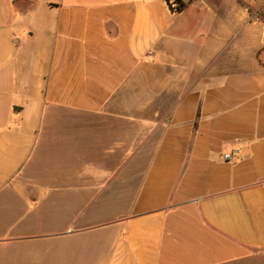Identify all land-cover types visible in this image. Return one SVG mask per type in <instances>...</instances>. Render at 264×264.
<instances>
[{
  "label": "crops",
  "instance_id": "obj_1",
  "mask_svg": "<svg viewBox=\"0 0 264 264\" xmlns=\"http://www.w3.org/2000/svg\"><path fill=\"white\" fill-rule=\"evenodd\" d=\"M176 1L0 0V264H264V0Z\"/></svg>",
  "mask_w": 264,
  "mask_h": 264
},
{
  "label": "rangeland",
  "instance_id": "obj_2",
  "mask_svg": "<svg viewBox=\"0 0 264 264\" xmlns=\"http://www.w3.org/2000/svg\"><path fill=\"white\" fill-rule=\"evenodd\" d=\"M174 101L175 100L173 99H164L156 101L151 105L149 113L144 115L143 117L148 118L149 120H153L155 121V123H160L162 120L166 121L169 117V111ZM105 213H109V210L105 211Z\"/></svg>",
  "mask_w": 264,
  "mask_h": 264
},
{
  "label": "built area",
  "instance_id": "obj_3",
  "mask_svg": "<svg viewBox=\"0 0 264 264\" xmlns=\"http://www.w3.org/2000/svg\"><path fill=\"white\" fill-rule=\"evenodd\" d=\"M183 3L185 4L184 1ZM171 9L174 12H178V11H181L183 8H181V4L176 1L175 3L171 4ZM223 159L226 162L234 163L237 160H239V151H235L233 153H227L223 156Z\"/></svg>",
  "mask_w": 264,
  "mask_h": 264
},
{
  "label": "trees",
  "instance_id": "obj_4",
  "mask_svg": "<svg viewBox=\"0 0 264 264\" xmlns=\"http://www.w3.org/2000/svg\"><path fill=\"white\" fill-rule=\"evenodd\" d=\"M177 2H179L181 4V8L185 7V4L183 3V0H177Z\"/></svg>",
  "mask_w": 264,
  "mask_h": 264
}]
</instances>
